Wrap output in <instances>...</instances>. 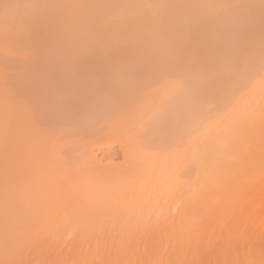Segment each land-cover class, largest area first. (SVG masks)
I'll return each instance as SVG.
<instances>
[{"label": "bare ground", "instance_id": "bare-ground-1", "mask_svg": "<svg viewBox=\"0 0 264 264\" xmlns=\"http://www.w3.org/2000/svg\"><path fill=\"white\" fill-rule=\"evenodd\" d=\"M0 264H264V0H0Z\"/></svg>", "mask_w": 264, "mask_h": 264}, {"label": "snow or ice", "instance_id": "snow-or-ice-1", "mask_svg": "<svg viewBox=\"0 0 264 264\" xmlns=\"http://www.w3.org/2000/svg\"><path fill=\"white\" fill-rule=\"evenodd\" d=\"M149 7H150V5H149Z\"/></svg>", "mask_w": 264, "mask_h": 264}]
</instances>
